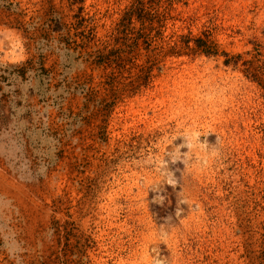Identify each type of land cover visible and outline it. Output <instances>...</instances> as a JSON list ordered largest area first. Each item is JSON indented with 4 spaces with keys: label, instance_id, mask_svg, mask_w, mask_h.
I'll return each instance as SVG.
<instances>
[{
    "label": "rangeland",
    "instance_id": "obj_1",
    "mask_svg": "<svg viewBox=\"0 0 264 264\" xmlns=\"http://www.w3.org/2000/svg\"><path fill=\"white\" fill-rule=\"evenodd\" d=\"M132 4L0 0V264H264V0Z\"/></svg>",
    "mask_w": 264,
    "mask_h": 264
},
{
    "label": "trees",
    "instance_id": "obj_2",
    "mask_svg": "<svg viewBox=\"0 0 264 264\" xmlns=\"http://www.w3.org/2000/svg\"><path fill=\"white\" fill-rule=\"evenodd\" d=\"M143 0H137V4H132L131 7L128 8V10L126 11V16L125 18H129L131 19L133 14H135L139 9L140 6H137L138 4H142ZM124 18V19H125ZM121 25L123 26V28H126V25L121 23ZM120 27V25H119ZM121 32V29L120 31ZM132 33V32H131ZM149 33L145 32V31H138L136 32V35L133 36L134 41H133V45L138 46L140 39L143 37H148ZM127 35L125 34V37L123 38L124 40L126 39ZM193 43V45L191 44ZM181 45L183 48L186 49H190L192 51H196L198 49H202V51L206 54H212L214 51H212L213 49V45H211V43L209 42L208 39H204L203 37H192V36H180L179 38H176L175 40H173V44H171L172 48H175L177 45ZM147 50H150V55L147 53V60L146 63H141V64H137L136 65V73L135 75L137 76V79H139L141 77V75L143 73H145V78L147 81L150 80V78L153 76V69L156 65V59L153 58V54H152V50L146 48ZM226 55L228 56V54L226 53ZM156 56V55H155ZM232 62V59L230 58H226L224 60L225 64H230Z\"/></svg>",
    "mask_w": 264,
    "mask_h": 264
},
{
    "label": "bare ground",
    "instance_id": "obj_3",
    "mask_svg": "<svg viewBox=\"0 0 264 264\" xmlns=\"http://www.w3.org/2000/svg\"><path fill=\"white\" fill-rule=\"evenodd\" d=\"M156 264H162V262L161 261H158Z\"/></svg>",
    "mask_w": 264,
    "mask_h": 264
}]
</instances>
